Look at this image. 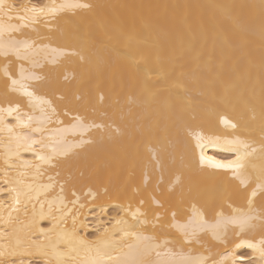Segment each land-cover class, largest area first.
Wrapping results in <instances>:
<instances>
[{"label":"bare ground","instance_id":"bare-ground-1","mask_svg":"<svg viewBox=\"0 0 264 264\" xmlns=\"http://www.w3.org/2000/svg\"><path fill=\"white\" fill-rule=\"evenodd\" d=\"M6 3L17 8L84 3L91 8L65 11L47 23L41 17L39 23L22 29L35 41L32 58L37 66L20 61L12 68L18 74L24 63L43 76L41 81H29L33 85L29 90L57 109L58 117L46 129L53 136L50 142L58 141L66 154L58 157L57 167L41 164L38 171L35 165L40 161L34 153L25 151V145H18L6 129L0 130V248L11 251L20 241L17 254L5 259L44 264L39 256L25 254L24 247L33 241L48 244L57 234L74 230L91 250L78 245L79 251L64 259L117 264L136 258L134 248L128 247L136 241L132 236L121 239L115 221L135 223L131 213L137 208L147 210L150 221L152 209L158 210L164 223L171 220L170 209L190 207L192 202L206 204L220 189L232 194L234 203H241L238 182L231 180L230 172L213 169L209 163L234 159V152L227 149L236 146L225 140L237 136L251 142L259 155L264 130L261 0ZM3 63L0 57V66ZM2 79L0 73V107L19 101L22 118L26 112L40 114L39 106L29 107L27 97L19 93L6 97ZM15 115L5 113V124L15 125ZM76 116L100 127L83 134L71 131ZM81 139L91 142L81 145ZM9 151H18L19 159L12 156L15 166L5 184L3 159ZM201 156L206 161L203 166ZM9 187L30 193L31 198L22 194L17 204V194L7 191ZM144 227L152 231L150 224ZM260 236L259 228L230 236L227 247L217 250L224 253L219 258L225 264H264L259 253L248 247L258 245ZM58 249L67 251L64 244Z\"/></svg>","mask_w":264,"mask_h":264},{"label":"snow or ice","instance_id":"snow-or-ice-1","mask_svg":"<svg viewBox=\"0 0 264 264\" xmlns=\"http://www.w3.org/2000/svg\"><path fill=\"white\" fill-rule=\"evenodd\" d=\"M261 6L264 7V0H261ZM91 5L84 3H62L51 5L26 4L17 8L15 5L6 3V0H0V57L4 58V63L0 66L2 73V86L5 96L8 93H19L28 98L29 107H40V114L24 113L22 118L20 115V102H9L6 109L0 107V130L6 129L10 138L14 137L19 144L25 145V151H32L35 158L40 164L35 165L39 171L41 164L49 165L52 168L57 167V159L66 154L65 150L58 147V141H53V136L47 132L46 125L50 123L53 117H58L57 109L52 103L42 97H37L29 88L33 87L29 81H41L43 76L32 71V68L26 64L20 63L19 73L12 68L14 62L27 61L32 67H36L37 63L32 58L35 50V41L22 31L24 28L30 27L32 24L39 23L40 18H44V22L55 20L56 16L65 11H73L75 9H87ZM20 21L21 23H14ZM264 26V25H262ZM19 33V36L13 35ZM7 35V39L5 36ZM15 57V61L11 58ZM47 105V109L43 107ZM5 113L12 116L16 113L14 119L17 121L15 125L5 124ZM67 115V113H65ZM76 123L72 125L71 131H79L80 133L88 132L93 127L100 125L87 123L80 116L75 117ZM59 122V121H58ZM222 123H228L222 118ZM233 129L236 128L232 124ZM15 128H28V132L17 133ZM61 131H69L63 129ZM34 133H39L38 137H34ZM262 142L257 156V148L253 146L247 139L235 137L226 139L228 144L236 147L227 149L234 152V159L225 161H211L209 166L217 170H225V174H231V180L238 182L236 185V195L240 198L241 203L233 202L232 194L225 192L223 189L206 204L198 205L192 202L190 207H177L171 210V220L160 223L161 214L158 210L152 209L153 219H148V211H141L137 208L136 212L131 213L135 223L121 218L115 221L120 226L117 231L122 233V238L128 236L134 237L136 244L129 245L130 249L134 248L135 259L117 261V264H225L224 253L217 251L221 245L225 248L232 235L241 236L254 232L259 228L261 236L259 244L249 243L248 247L259 253L260 260L264 262V130L261 132ZM219 139V138H217ZM90 143L81 139L80 144ZM199 143V141H198ZM39 146V150L35 146ZM79 146V145H76ZM48 149V152L43 151ZM151 151V149H150ZM15 155L19 159V152L9 151L3 163L7 167L4 169L5 184H9L7 179L9 170L15 166L12 156ZM158 167L162 168V161L153 155ZM259 160V163L256 160ZM205 158L201 156L200 164H205ZM26 165L28 162H25ZM179 177H177V181ZM51 187V185H49ZM31 189V185H29ZM10 192H16L15 202L20 203V195L30 197V193H21L15 187L6 189ZM64 187L61 185V192ZM76 196V192H72ZM62 199V198H61ZM79 198L77 197V200ZM155 202V201H154ZM75 203V202H74ZM144 203L143 200L140 201ZM163 207V205H160ZM65 211H68L65 209ZM11 214L9 213V217ZM179 217V218H178ZM151 225V232L144 227ZM159 228V231L157 229ZM108 231V229H105ZM2 235V233H0ZM78 234L73 232H61L57 234L56 239L49 240L48 244L37 243L33 241L24 247L23 252L29 255H37L43 259L44 264H104L103 259H93L85 262H75L72 259H64L67 255L71 257L73 252H78L79 246L86 247L91 250V246L87 245L83 239L77 238ZM115 239V238H113ZM59 244H64L67 251L62 252L58 249ZM20 241L17 242V248L7 251L0 248V264H15L4 257L16 255L19 250ZM119 247V245H116ZM239 247V245H237ZM101 254L100 248L96 249ZM54 259H49V257ZM109 259H112L109 256ZM23 264V262H21ZM255 264V262H253Z\"/></svg>","mask_w":264,"mask_h":264}]
</instances>
